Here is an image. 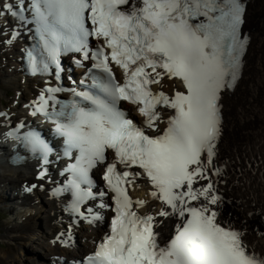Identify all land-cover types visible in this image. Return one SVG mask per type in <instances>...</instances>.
Here are the masks:
<instances>
[{"label": "snow or ice", "instance_id": "snow-or-ice-1", "mask_svg": "<svg viewBox=\"0 0 264 264\" xmlns=\"http://www.w3.org/2000/svg\"><path fill=\"white\" fill-rule=\"evenodd\" d=\"M243 12L241 0H0V15L35 26L38 43L27 53L33 73L51 65L60 69V57L69 51L82 53L104 73L93 77L92 90L72 89L67 102L56 97L63 89L47 88L31 113H42L63 138V155L74 162L64 170L70 178L60 191L71 193V211L90 223L100 215L91 208L85 215L81 206L106 195L94 191L90 173L114 153L103 178L114 194L115 215L87 264H264L239 232L218 222L209 207L220 200L213 184L195 186L208 179L206 163L220 133V92L234 84L247 42L240 33ZM89 37L103 44L90 52ZM110 62L123 69L122 84ZM165 76L180 79L186 91L153 92L150 86ZM119 100L139 105L148 128L161 119L158 107L174 114L163 134L153 137L125 116ZM20 139L42 165L49 163L53 149L37 132ZM135 168L143 170L154 189L150 195L163 205L156 215L133 207L147 203L129 195L141 174ZM46 174L42 167L38 178ZM157 216L175 218L167 240L156 231L162 223Z\"/></svg>", "mask_w": 264, "mask_h": 264}, {"label": "bare ground", "instance_id": "bare-ground-1", "mask_svg": "<svg viewBox=\"0 0 264 264\" xmlns=\"http://www.w3.org/2000/svg\"><path fill=\"white\" fill-rule=\"evenodd\" d=\"M246 29L252 38L251 45L238 87L223 100L224 128L220 133L219 155L216 162L223 166L219 177L229 201L226 210L233 212L237 228L246 232L242 237L249 247L252 249L253 246L264 252V239L258 238L251 232V226L258 220L264 219V0H248ZM15 50L13 46L11 54H14ZM7 60L6 70L0 71L2 88L24 90L26 86L20 83L21 74L17 72L18 65L13 63L10 57ZM5 108L0 105V113L6 114L0 116V121L14 113L19 116L28 113V109L21 105L16 108L11 107L9 112L3 110ZM0 167L2 168L0 185L16 183V179L25 172L20 168L8 169L2 158H0ZM42 167L30 166L29 179L33 176L41 185L47 186L52 173L43 167L47 170V174L43 179H39ZM136 194L142 198H149L146 187H142ZM15 216L16 220L4 224L5 234L1 238L8 245L16 246L18 252H8L23 257L28 248L33 246L31 257L25 263L46 264L49 255L59 252L50 244L51 236L58 231L56 225L59 216L58 207L43 191H40L34 197H28L25 201V209ZM162 221L161 231L163 236H166L171 232L173 221L171 219ZM82 236L87 241L81 245V249H86L93 234L84 231ZM8 252H1L4 264L11 263Z\"/></svg>", "mask_w": 264, "mask_h": 264}, {"label": "rangeland", "instance_id": "rangeland-1", "mask_svg": "<svg viewBox=\"0 0 264 264\" xmlns=\"http://www.w3.org/2000/svg\"><path fill=\"white\" fill-rule=\"evenodd\" d=\"M2 62H4L1 58H0V69H1V64H2ZM7 94H9V95H11V98L10 99H8V98H4V99H2V95H1V93H0V105H1V102L3 103V105L4 106H9L11 103H12V101H13V97H14V90L13 89H9V90H6L5 91ZM26 94H28V91H26ZM5 97V96H4ZM4 234H5V232H4ZM4 234H3V236H4ZM2 236V237H3ZM3 241V239L0 237V244L1 245H3V247L4 248H7V245L6 244H8V243H6V242H2ZM6 243V244H5ZM34 247L33 246H30L29 248H28V251H26V255L25 256H23L22 257V255H20L19 257H17V256H14V255H12L11 253H9V252H12V251H15L16 253L18 252V250H17V247L16 246H12V245H8V249H6V250H2L1 252H5V251H9L8 253H9V255L11 256V258H10V264H12V263H15V264H26L27 263V261H28V259H30V257H31V253H32V251H31V249H33ZM39 252H40V250H39ZM42 252H40V254H41ZM43 255V254H42ZM0 257L2 258L3 257V254H1L0 253ZM28 257V258H27ZM15 259V260H14ZM24 259H25V261H24ZM18 260V261H17ZM16 261V262H15ZM26 262V263H25ZM3 264H4V262H3Z\"/></svg>", "mask_w": 264, "mask_h": 264}]
</instances>
